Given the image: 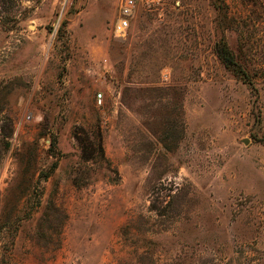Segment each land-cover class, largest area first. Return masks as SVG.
Segmentation results:
<instances>
[{
    "label": "rangeland",
    "instance_id": "1",
    "mask_svg": "<svg viewBox=\"0 0 264 264\" xmlns=\"http://www.w3.org/2000/svg\"><path fill=\"white\" fill-rule=\"evenodd\" d=\"M120 2L0 0V264H264V0Z\"/></svg>",
    "mask_w": 264,
    "mask_h": 264
},
{
    "label": "built area",
    "instance_id": "2",
    "mask_svg": "<svg viewBox=\"0 0 264 264\" xmlns=\"http://www.w3.org/2000/svg\"><path fill=\"white\" fill-rule=\"evenodd\" d=\"M163 2L164 0H121L118 7L117 19L112 27L114 36L118 38L127 36L131 21L139 6L143 5L152 8L162 5ZM101 97L99 95V103H101Z\"/></svg>",
    "mask_w": 264,
    "mask_h": 264
},
{
    "label": "trees",
    "instance_id": "3",
    "mask_svg": "<svg viewBox=\"0 0 264 264\" xmlns=\"http://www.w3.org/2000/svg\"><path fill=\"white\" fill-rule=\"evenodd\" d=\"M218 53H219V58L221 59L225 67L230 68L233 65H235V56L225 44L219 47ZM101 152L104 153L102 148H101Z\"/></svg>",
    "mask_w": 264,
    "mask_h": 264
},
{
    "label": "water",
    "instance_id": "4",
    "mask_svg": "<svg viewBox=\"0 0 264 264\" xmlns=\"http://www.w3.org/2000/svg\"><path fill=\"white\" fill-rule=\"evenodd\" d=\"M248 143V140H244V144L246 145Z\"/></svg>",
    "mask_w": 264,
    "mask_h": 264
}]
</instances>
